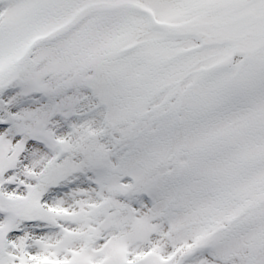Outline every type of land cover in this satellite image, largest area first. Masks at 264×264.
Instances as JSON below:
<instances>
[{"label": "snow or ice", "instance_id": "snow-or-ice-1", "mask_svg": "<svg viewBox=\"0 0 264 264\" xmlns=\"http://www.w3.org/2000/svg\"><path fill=\"white\" fill-rule=\"evenodd\" d=\"M0 264H264V0H0Z\"/></svg>", "mask_w": 264, "mask_h": 264}]
</instances>
